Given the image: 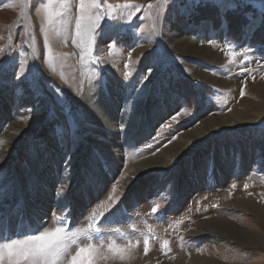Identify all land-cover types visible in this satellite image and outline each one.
<instances>
[{
    "label": "rangeland",
    "instance_id": "374dc122",
    "mask_svg": "<svg viewBox=\"0 0 264 264\" xmlns=\"http://www.w3.org/2000/svg\"><path fill=\"white\" fill-rule=\"evenodd\" d=\"M74 1L64 8L60 0L51 5L47 0H0V19L6 13L0 23V141L7 133L16 134L13 123L26 124L22 130L27 131L16 139L17 163L0 171L2 188L12 196L0 219V237L22 239L62 226L81 245L103 240L95 264H264V245L247 246L212 228L220 220L264 239V223L240 207L250 200L264 209V123L199 139L203 160L182 181L169 176L173 168L167 176L168 169L145 176L139 196L123 184L128 168L171 142L187 143L179 136L201 126V119L253 117L252 106L264 103L258 91L264 82V0H131L139 10L118 8L120 23L105 25L102 36L97 30L95 43L76 35ZM125 2L107 0L114 7ZM98 14H104L103 7ZM82 24L86 28L88 21ZM171 32L219 49L230 60L218 64L199 58L195 66L234 86L189 78L174 61L184 57L169 47ZM108 45L114 46L109 50ZM34 57L43 64L40 80ZM155 72L158 77L149 80ZM88 95L92 106L113 114L120 146L105 141L100 124L91 122ZM170 96L175 110L159 115L163 97ZM136 101L151 104V115L138 112ZM64 114L75 127L69 137L76 143L68 149L59 140L61 132H54ZM36 118L42 121L28 124ZM149 118L158 120L153 132L138 142L127 136L130 119L139 128ZM86 126L93 136L84 140ZM81 149L83 154L74 157ZM109 152L120 153L115 167ZM189 161L185 158L181 166L188 169ZM90 223L100 229L88 233L93 240L82 231ZM112 240L127 249L124 259L108 251Z\"/></svg>",
    "mask_w": 264,
    "mask_h": 264
},
{
    "label": "bare ground",
    "instance_id": "6f19581e",
    "mask_svg": "<svg viewBox=\"0 0 264 264\" xmlns=\"http://www.w3.org/2000/svg\"><path fill=\"white\" fill-rule=\"evenodd\" d=\"M4 21H6V13L1 15L0 23L3 24ZM185 25L186 24H184V26ZM185 29H186L185 30L186 32H189L188 28H185ZM171 34H173V36L175 37V38L173 36L171 37V35L169 37V43H170L169 47H171L173 52L180 53L181 58L182 57H184L185 59L193 58V60L191 61H187L184 58H182V60H178V57L174 58L175 59L174 61L177 63V66H179L182 69V71L188 75L189 78L196 79V80L209 79L211 81H214L215 83H218L226 87L234 86L235 84L234 82L229 81V80L225 81L223 80L224 78L221 79V78H216V77H210L203 71L199 70L197 66H195L199 58L207 59V61L216 62L218 64H221L222 60H230L228 58H224L223 53H220L219 49H216L213 46L208 45L203 40L202 41L200 39L193 40L190 35H182L178 37L176 36L178 35V33L176 32H171ZM222 34H223V31L221 32L220 35L222 36ZM101 49H103V47ZM175 56L176 55H174V57ZM151 58L152 57H149L146 63L150 62ZM34 60H35V65L38 68V80H40V73L43 70V64H42V61L36 57H34ZM146 63L143 65V68H142V71L144 72L148 69L146 67L148 64L146 65ZM157 77H158V72L157 73L155 72L153 75L149 77V80L153 81ZM259 89H260L258 90L259 93L264 98V82L260 84ZM91 100L93 99L90 97V95H88L85 101L87 104L88 102L90 103L88 104L89 107L87 108L88 110L87 114L90 115L89 118L91 122L93 121L94 123L100 124L101 126L100 136H102V138L105 141H108V142H111L112 144H117V146L118 145L120 146L118 141H116L115 139V135L117 134L118 130L117 128H115V123H114L115 120L113 121V118H112L113 114L110 111L108 112L104 109H97L96 106H92ZM162 101L164 102L165 107L163 106V108H161L162 110H160L159 115L162 114V111H163V114L170 113L171 111H173L175 104H176V100L174 96L163 97ZM136 104L138 106L136 108L138 112L143 113V115L145 116L151 115V111H150L151 104L147 103L144 105V101L142 102L136 101ZM252 108L254 109L253 117L247 116L245 114H239V115L232 114V115H222L218 117H206V118L201 119V126L197 128L195 127L191 128L185 131L184 133H181L182 135L179 136V137L187 138L188 139L187 143H178L177 140L176 142L175 141L171 142L169 145L162 148V150L158 153V155H155L154 157H151L147 159L146 161H143L141 165L128 168V175L126 176L125 179H123L124 181L123 184H125L127 190L129 189L134 193L138 192L136 194H138L139 196L143 194L142 192H144V189L146 187L145 186L146 180L144 179V177L147 176L152 171H155L158 169H168L169 172L166 173V176H167L169 175L170 171L173 168H176V170L172 171L169 176H174V178L180 181L186 179L188 177V172L196 171V169L199 168L203 160V156L205 154V152H203L202 149L200 150V146L198 144L199 139L206 140L208 137L212 135H219L227 131L260 127L264 123V103L253 105ZM149 119H150V122L148 123H144V122L139 123L140 124L139 128L137 127L138 126L137 123L132 124L133 120L130 119L129 120L130 126L128 127H131L132 130L128 131L127 136H131L134 142H138V140L144 133L153 132L154 129L156 128L158 120L156 118H149ZM29 121H26L25 123L29 122L28 124L33 125V123L41 122L42 120H40L39 118H36V119L29 120ZM61 121H62L61 126L54 127V132H61L59 140H63V148L67 147L68 149L70 145L72 146L73 144L76 143V139L69 137L70 132H72V130L75 128L73 125L74 122L71 116H67V115L65 116V114L64 116H62ZM13 124L12 125H13V128L15 129L14 131H16V134L13 133L14 134L13 135L12 133H7L2 138L1 140L2 142L0 141V171L8 166L12 168L15 165V163H17V161L19 160V158H17V155L15 154L16 153L15 149L18 145L17 138H18V135H20L21 137L24 133L27 132V131L22 130V128L26 126V124H18V123H13ZM92 132L93 131L91 130V127L86 126L84 130V135H83L84 140H85V137L87 136L92 137L93 136ZM82 154H83V150L81 149L79 150L78 153H75L73 156L76 157L77 155H82ZM109 155L111 157L110 162L112 166L115 167L117 165L118 157H120V153L119 152H114V153L109 152ZM187 157H189L190 159L189 168L185 169L184 167L181 166V162ZM7 181H9V179L5 180V182ZM3 184L4 182L3 183L0 182V215L4 213H8V210L7 211H4V210L5 208L8 209V206H10L11 199H12L10 189L5 191V189L2 188ZM240 205H241L240 206L241 208L253 213L262 223H264V209L260 205H257L256 203L250 200L243 201ZM2 217L3 215L0 217V219ZM214 222H215L214 224L215 226L212 227L214 231H220V232L222 231L224 234L229 235L234 240L244 245L252 246V247H259V245L261 246L264 245V239L261 236H258L247 230H242L233 225L224 223L223 221H220V220H214L213 223ZM213 223L210 222L208 223V225L211 227V224ZM213 263L214 262H212V264ZM164 264H167V263H164Z\"/></svg>",
    "mask_w": 264,
    "mask_h": 264
},
{
    "label": "snow or ice",
    "instance_id": "6c2138e0",
    "mask_svg": "<svg viewBox=\"0 0 264 264\" xmlns=\"http://www.w3.org/2000/svg\"><path fill=\"white\" fill-rule=\"evenodd\" d=\"M54 0H47V4L51 5ZM64 8H70V0H60ZM78 6L79 15L76 18V35L78 37L88 36L90 43H95L97 30L102 36L104 33V26L108 28H115L120 21L117 19L115 12L118 8L139 10L131 3V0H126L123 5H116L115 7L107 3H101V0H75ZM151 7V5H148ZM103 7L104 14H98V10ZM39 9H37L38 11ZM134 11L130 15L134 14ZM62 14V13H61ZM88 21V26L85 28L82 24L83 21ZM108 21L113 23L109 24ZM45 47H47V40H45ZM211 43V41H210ZM114 45H108L109 50ZM230 55L234 56V54ZM99 59V57H98ZM21 64V75H24L23 64ZM30 69V66H29ZM246 69H242L244 71ZM62 187L59 192H64ZM59 194V193H58ZM111 199V197H109ZM157 207L152 208V214L157 213ZM95 213H93V216ZM104 214H102V219ZM59 220L60 218L54 217ZM66 219V217H65ZM62 223V221H61ZM98 223V222H97ZM70 229H65L62 226L54 229H45L39 234L28 235L25 234L22 239H11L10 237H0L5 242L0 243V264H95L96 255L98 249L103 247V240L100 245L93 243H87L81 245L77 239H73L69 235ZM86 236V239L93 240L96 237L88 235L89 232L99 233L100 229L95 223H90L87 230H82ZM148 239L144 240V252L147 255L149 251ZM168 241H164V245H167ZM75 247V253L70 255L72 248ZM109 252L119 256L120 259H124L123 253L127 250L112 240L107 244ZM170 250V249H169ZM166 254V253H165Z\"/></svg>",
    "mask_w": 264,
    "mask_h": 264
}]
</instances>
